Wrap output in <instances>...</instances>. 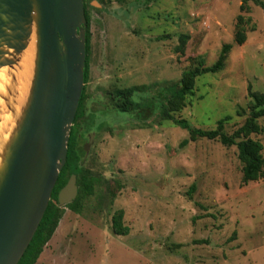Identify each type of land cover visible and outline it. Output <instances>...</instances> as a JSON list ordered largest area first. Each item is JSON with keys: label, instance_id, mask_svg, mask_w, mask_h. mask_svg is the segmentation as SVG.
I'll return each instance as SVG.
<instances>
[{"label": "rangeland", "instance_id": "374dc122", "mask_svg": "<svg viewBox=\"0 0 264 264\" xmlns=\"http://www.w3.org/2000/svg\"><path fill=\"white\" fill-rule=\"evenodd\" d=\"M85 2L88 74L83 112L71 128L81 133L84 164L100 184L81 213L62 206L34 264H264V175L243 184L235 146L206 138L181 145L187 132L158 116L168 83L195 60L211 65L221 45L232 43L223 69L199 76L174 115L202 129L229 116L227 133L243 123L248 87L264 92V6L248 2L246 40L237 45L241 0ZM127 87L140 103L136 111L120 112L114 93ZM14 99L4 102L8 108L0 104V123L19 115ZM258 123L264 129V116ZM251 137L261 142L264 157V130ZM104 186L115 193L109 206L101 199ZM116 210H122L125 235L110 228Z\"/></svg>", "mask_w": 264, "mask_h": 264}, {"label": "water", "instance_id": "95a60500", "mask_svg": "<svg viewBox=\"0 0 264 264\" xmlns=\"http://www.w3.org/2000/svg\"><path fill=\"white\" fill-rule=\"evenodd\" d=\"M33 24L28 97L0 155V264H17L38 227L66 160L84 85V0H0V67L15 63L13 55L26 48ZM9 50L11 58L5 57ZM76 194L72 174L58 204Z\"/></svg>", "mask_w": 264, "mask_h": 264}, {"label": "trees", "instance_id": "16d2710c", "mask_svg": "<svg viewBox=\"0 0 264 264\" xmlns=\"http://www.w3.org/2000/svg\"><path fill=\"white\" fill-rule=\"evenodd\" d=\"M248 2L263 8L262 0H241L239 10L240 14L236 16L233 43L241 45L246 40L245 25L251 20L250 16H245L248 13ZM84 13L86 18L85 27V50L86 60L84 67V83L87 80L88 74V51H89V17L86 10V2L84 0ZM187 35H180V44L177 49L183 53L184 45ZM232 43H224L221 45L217 59L208 66H205L202 60H195L192 67L181 72L179 79L176 82L168 83L163 89L164 91L159 95L161 99L158 116L163 120H170L173 124L184 129L188 138L183 139L180 144L184 145L188 140L196 138H206L219 141L223 146H235L237 149V158L240 163L241 182L246 184L250 181H256L263 177L264 157L262 154L263 146L258 139L251 137V134H260L263 132V127L258 123V119L264 116V92L252 91L248 87L247 96L249 98L247 103L248 113L243 123L234 129L231 133L225 131V123L229 116L222 117L216 121L213 129H202L190 125L185 119L175 117L174 113L180 111L185 106L186 97L193 93V88L196 79L203 74H213L223 69L224 61L227 53L230 51ZM135 88L127 87L123 89H116L114 96L118 98V110L120 112H128L137 110L139 103L131 99ZM84 91L82 90L79 100L78 108L73 120L77 121L83 112ZM145 112L142 113L144 115ZM236 114L243 115L242 109H237ZM84 150L79 145L77 131L71 128L69 139L67 143L66 160L61 168L55 185L51 192V197L48 205L43 213V216L32 236L28 246L18 260L17 264H34L43 250V247L53 234L60 217L63 213V207H60L57 202V193L59 189L65 185L69 176L74 174L76 176V185L78 193L76 198L64 205L76 213H81L83 209L82 202L98 192L100 184L97 176L85 166L84 164ZM105 199L107 206L112 204L115 193L108 186H104ZM194 191V185H191L188 193ZM104 201V200H103ZM122 210H116L111 215L110 228L113 233L117 235H125L128 233V228L123 226Z\"/></svg>", "mask_w": 264, "mask_h": 264}, {"label": "bare ground", "instance_id": "6f19581e", "mask_svg": "<svg viewBox=\"0 0 264 264\" xmlns=\"http://www.w3.org/2000/svg\"><path fill=\"white\" fill-rule=\"evenodd\" d=\"M35 43H36V30H35V25L33 24V26L31 27V35L29 39L27 40L26 48L23 51H21L18 55H13V57L15 58V63L13 65H6V66L0 67V104L1 106L4 105L5 107V104H4L5 101L9 103L17 102V100L14 101L15 100L14 98L16 97V98H19V105L21 107L19 115L15 117L14 119L10 118V116L7 117V119H4V117L3 118L1 117L2 118L1 120L3 122L0 124H2L4 128L0 130V155H1L4 145L6 144L5 142L8 141L13 129L16 126V123L20 119L21 111L23 107L25 106L26 99L28 97L30 81L32 78V73H33ZM8 52L9 54L5 55V57L11 58L10 54H12V52L10 50ZM9 124H10V127H8Z\"/></svg>", "mask_w": 264, "mask_h": 264}, {"label": "flooded vegetation", "instance_id": "af4514ba", "mask_svg": "<svg viewBox=\"0 0 264 264\" xmlns=\"http://www.w3.org/2000/svg\"><path fill=\"white\" fill-rule=\"evenodd\" d=\"M77 135H78V138H79L80 135H81V133L77 131ZM82 149H83V148H82ZM69 177H70V176H69ZM68 179H69V178H68ZM66 182H67V181H66ZM75 183H76V176H75ZM62 187H63V186H62ZM62 187H61V188H62ZM61 188H60V189H61ZM60 189H59V190H60ZM58 192H59V191H58ZM77 193H78V187H77ZM57 195H58V193H57ZM76 196H77V194H76ZM76 196H75V198H76ZM75 198H74V199H75ZM74 199H73V200H74ZM73 200H72V201H73ZM72 201H70V202H72ZM57 202H58V200H57ZM70 202H69V203H70ZM66 204H68V203H66ZM66 204H64V205H66ZM58 205H59V204H58ZM64 205H63V206H64ZM59 206H60V205H59ZM60 207H62V206H60Z\"/></svg>", "mask_w": 264, "mask_h": 264}]
</instances>
